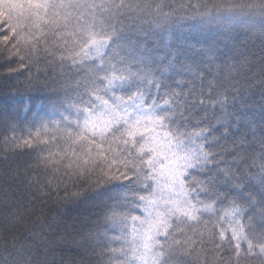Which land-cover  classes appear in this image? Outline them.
<instances>
[{"label":"snow or ice","instance_id":"6c2138e0","mask_svg":"<svg viewBox=\"0 0 264 264\" xmlns=\"http://www.w3.org/2000/svg\"><path fill=\"white\" fill-rule=\"evenodd\" d=\"M0 264H264V0H0Z\"/></svg>","mask_w":264,"mask_h":264}]
</instances>
